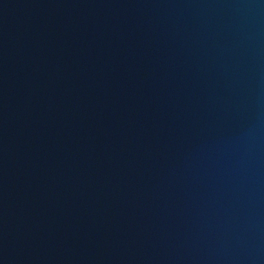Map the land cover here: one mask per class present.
Instances as JSON below:
<instances>
[{"label":"water","instance_id":"water-1","mask_svg":"<svg viewBox=\"0 0 264 264\" xmlns=\"http://www.w3.org/2000/svg\"><path fill=\"white\" fill-rule=\"evenodd\" d=\"M0 264H264V0H0Z\"/></svg>","mask_w":264,"mask_h":264}]
</instances>
